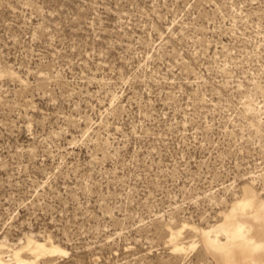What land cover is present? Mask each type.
<instances>
[{"label": "rangeland", "instance_id": "obj_1", "mask_svg": "<svg viewBox=\"0 0 264 264\" xmlns=\"http://www.w3.org/2000/svg\"><path fill=\"white\" fill-rule=\"evenodd\" d=\"M261 172L264 0H0V240L66 249L35 264H212L188 225Z\"/></svg>", "mask_w": 264, "mask_h": 264}, {"label": "clouds", "instance_id": "obj_2", "mask_svg": "<svg viewBox=\"0 0 264 264\" xmlns=\"http://www.w3.org/2000/svg\"><path fill=\"white\" fill-rule=\"evenodd\" d=\"M236 199L247 201L248 206L243 213L237 210L229 217V235L221 233L217 243L204 238L202 247L212 264H264V172L238 190V195L223 206L225 212H229ZM223 219L220 216L213 222ZM239 225L243 227L238 228Z\"/></svg>", "mask_w": 264, "mask_h": 264}, {"label": "bare ground", "instance_id": "obj_3", "mask_svg": "<svg viewBox=\"0 0 264 264\" xmlns=\"http://www.w3.org/2000/svg\"><path fill=\"white\" fill-rule=\"evenodd\" d=\"M246 183L244 184L242 183L239 189L242 188V186H244ZM233 195H234L233 198H235L238 195V193H235ZM247 206H248L247 201L243 199H236L235 202L232 204V207L229 210V212H225L224 210L221 212L220 216H223L224 219L219 223H213L206 227H197L198 225L197 226L193 225V223H191L189 226L188 225L189 223L184 221L181 224V227L184 228L187 227L188 225V227L194 228L195 231L197 232L196 235H199L198 241L201 242V245L204 238H206L211 243H217L218 237L220 236L221 233H224L226 237L230 233V229L232 225L229 222V217L234 216L237 210L243 213ZM242 227L243 225L238 226V228H242ZM195 231L194 233H196ZM180 232H181L180 229L174 231L171 228L170 230L169 240L172 243L173 248L176 249L177 251L178 250L183 251L184 249H187V247L193 249V247H195L194 241L191 242L188 246H185L181 241L180 242L178 241L179 238L178 236ZM64 253H66V249L61 247L56 242L50 240L48 237L40 239L31 234H25L24 238L20 239L19 242L13 246L8 245L4 240H0V264H35V261L39 256L64 254ZM6 255H8L9 257L7 258Z\"/></svg>", "mask_w": 264, "mask_h": 264}]
</instances>
